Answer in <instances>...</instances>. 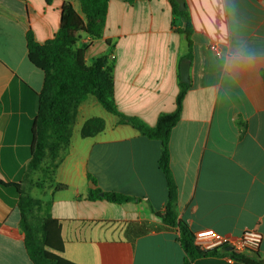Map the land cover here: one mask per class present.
<instances>
[{"label":"crops","instance_id":"1","mask_svg":"<svg viewBox=\"0 0 264 264\" xmlns=\"http://www.w3.org/2000/svg\"><path fill=\"white\" fill-rule=\"evenodd\" d=\"M184 1L193 29L189 59L170 0H109L101 36L80 34L75 48L85 46L86 65L107 58L116 109L150 127L174 111L180 63L189 61L168 144L178 219L192 234L212 230L230 243L256 230L258 251L243 255L264 260V0ZM66 2L80 12L78 0H0V181L51 202L69 262L182 264L177 229L158 216L167 201L160 142L108 113L98 116L100 133L82 138L83 124L96 117L91 96L78 107L56 167L27 169L43 72L28 58L26 36L39 45L52 39ZM58 184L64 189L55 191ZM92 189L130 200H89ZM17 201L13 187L0 186V264H33ZM192 264L244 263L221 255Z\"/></svg>","mask_w":264,"mask_h":264},{"label":"trees","instance_id":"2","mask_svg":"<svg viewBox=\"0 0 264 264\" xmlns=\"http://www.w3.org/2000/svg\"><path fill=\"white\" fill-rule=\"evenodd\" d=\"M78 2L79 13L68 2L62 5L59 29L53 38L43 45L37 44L30 33L26 36L28 58L43 72V85L38 94L37 111L31 126V158L27 167L28 171L40 170L45 162L49 163L48 168L56 167L60 154L69 147L78 107L91 96L106 113L118 117L120 123L129 125L141 135L160 142L161 154L158 165L165 176L167 201L163 212L158 216L164 224L177 229L178 240L185 254L182 264H192L199 257L221 255L244 264H264V260L237 254L233 249L228 250V246L202 249L194 244L193 234L178 219L177 187L170 170L168 148L172 128L180 118L188 84L179 83L174 111L160 114L153 127L137 118L127 117L118 112L112 99L113 82L107 58L99 57L90 65H86L85 46L75 48L80 34L94 39L101 36L109 0H78ZM170 3L176 21L185 23L180 33L184 35L187 42V58L189 59L193 29L188 14L186 11L178 12L174 0H170ZM181 18H184V21L181 22ZM103 129V119L93 117L83 124L80 135L82 138L93 137ZM0 186L13 187L18 194L20 230L24 235L26 252L32 263L74 264L61 257L63 242L60 236V225L58 220L48 213L51 202L26 195L18 184H5L0 181ZM62 189L64 186L61 184L55 187V191ZM100 194V190L92 189L88 193V199L105 200L117 204L130 200L119 194Z\"/></svg>","mask_w":264,"mask_h":264},{"label":"built area","instance_id":"3","mask_svg":"<svg viewBox=\"0 0 264 264\" xmlns=\"http://www.w3.org/2000/svg\"><path fill=\"white\" fill-rule=\"evenodd\" d=\"M209 49L217 57L220 56V50L215 43L210 44ZM193 236L194 244L202 249L228 246L237 254H254L258 251L261 242V235L256 230L245 231L241 237L233 243H230L227 239L212 230L198 231L193 234Z\"/></svg>","mask_w":264,"mask_h":264},{"label":"water","instance_id":"4","mask_svg":"<svg viewBox=\"0 0 264 264\" xmlns=\"http://www.w3.org/2000/svg\"><path fill=\"white\" fill-rule=\"evenodd\" d=\"M174 2L177 4V11L178 12H185L186 6L184 0H174ZM182 21H184V18H181ZM185 26V23H183L182 27ZM189 61H182L180 63V82L183 84H188V71H189ZM102 195V194H101ZM228 250H231V247L227 248Z\"/></svg>","mask_w":264,"mask_h":264},{"label":"rangeland","instance_id":"5","mask_svg":"<svg viewBox=\"0 0 264 264\" xmlns=\"http://www.w3.org/2000/svg\"><path fill=\"white\" fill-rule=\"evenodd\" d=\"M93 99V97H92ZM101 114L105 115V116H110L108 115L101 107L100 105L96 102V110H93L92 113H90V116H100ZM45 175H47L45 172H44Z\"/></svg>","mask_w":264,"mask_h":264}]
</instances>
